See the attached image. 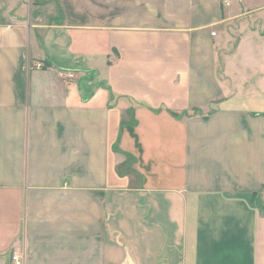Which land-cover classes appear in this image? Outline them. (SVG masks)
<instances>
[{"label": "crops", "instance_id": "0c3cea01", "mask_svg": "<svg viewBox=\"0 0 264 264\" xmlns=\"http://www.w3.org/2000/svg\"><path fill=\"white\" fill-rule=\"evenodd\" d=\"M221 4L0 0V264H264V91L221 80Z\"/></svg>", "mask_w": 264, "mask_h": 264}, {"label": "rangeland", "instance_id": "374dc122", "mask_svg": "<svg viewBox=\"0 0 264 264\" xmlns=\"http://www.w3.org/2000/svg\"><path fill=\"white\" fill-rule=\"evenodd\" d=\"M230 1L236 15L216 38L217 70L224 83L264 91V0Z\"/></svg>", "mask_w": 264, "mask_h": 264}, {"label": "built area", "instance_id": "2783aa9c", "mask_svg": "<svg viewBox=\"0 0 264 264\" xmlns=\"http://www.w3.org/2000/svg\"><path fill=\"white\" fill-rule=\"evenodd\" d=\"M230 3V0H222V4L223 6H227L228 4ZM214 34V33H213ZM10 261L12 264H22V258L21 256L16 253V252H13L11 255H10Z\"/></svg>", "mask_w": 264, "mask_h": 264}, {"label": "trees", "instance_id": "16d2710c", "mask_svg": "<svg viewBox=\"0 0 264 264\" xmlns=\"http://www.w3.org/2000/svg\"><path fill=\"white\" fill-rule=\"evenodd\" d=\"M185 114H187V115H188V112H186Z\"/></svg>", "mask_w": 264, "mask_h": 264}]
</instances>
